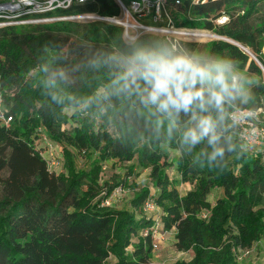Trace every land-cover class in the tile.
I'll return each instance as SVG.
<instances>
[{"label":"trees","instance_id":"trees-1","mask_svg":"<svg viewBox=\"0 0 264 264\" xmlns=\"http://www.w3.org/2000/svg\"><path fill=\"white\" fill-rule=\"evenodd\" d=\"M202 1L170 5L172 25L213 32L238 43L264 67V4ZM55 14L114 17L120 8L115 0H94ZM222 17L230 20L220 26L217 21ZM75 24L0 29V96L13 118L9 126L0 121V264H105L111 256L113 264H151L152 238L143 236L153 225L143 211L151 195L164 211V229H176L178 249L194 253L190 263L176 264H235L234 248L247 250L264 240V163L258 153L241 148L228 116L235 108L264 110L261 68L234 44H211L215 54L234 68L255 73L259 83L250 102L235 99L225 105L218 129L225 153L210 160L213 149L207 138L194 147L183 143V132L191 126L189 115L169 118L143 105L135 90H121L124 71L116 58L117 53L129 58L142 48L193 55L194 44L153 35L127 44L124 29L117 25L87 21L78 24L83 28L79 32L72 30ZM81 106L90 116L75 118L79 127L63 132L70 119L65 111ZM211 114L217 116L215 111ZM110 128L119 137L114 138ZM38 130L62 145L65 175L52 174L36 149ZM166 149L180 152L175 163L168 161ZM82 153L91 162L86 170L78 166ZM136 157L139 165L151 170L155 188L153 194L144 188L134 197L139 219L129 210L103 205L116 185L102 195L99 184L105 164ZM173 164L180 182L164 172ZM179 183L193 189L182 195ZM217 189L223 196L212 204L208 197ZM203 213L209 214L207 219ZM131 246L134 251L129 253Z\"/></svg>","mask_w":264,"mask_h":264},{"label":"rangeland","instance_id":"rangeland-1","mask_svg":"<svg viewBox=\"0 0 264 264\" xmlns=\"http://www.w3.org/2000/svg\"><path fill=\"white\" fill-rule=\"evenodd\" d=\"M261 3L264 4L263 2ZM170 7L171 6L167 8ZM171 10H177V9H171ZM78 16H81V18L72 21L75 22L76 24L72 25L71 28L72 30L81 32L83 28L81 26H78V24L82 25V23H85L87 21H93V19L91 20L90 17H94V15L82 14ZM86 16H90V17H86ZM257 17L258 18H255L254 21L258 23L260 19V15H258ZM229 20H230L229 17H222L220 18V21H218L217 24L222 26L223 24H227ZM165 22L167 21L165 20L163 23ZM185 29L196 32L198 36L197 34L177 35L178 37L176 36V39H178V41L182 40L181 42L194 44L195 46V53L193 54L194 56H197L203 60H210V61H215L222 58L220 55L215 54V52L213 51V46L211 44L214 42L227 41L228 39L220 37L213 32H209L201 29L184 28V30ZM177 32H181V31L179 30ZM203 33L207 34L208 38H202V36L200 35H204ZM214 36H216L217 38ZM172 38H167V39L172 40ZM74 39L75 37H73L72 40ZM124 40L127 44L133 43L132 40L125 38V35H124ZM242 51L247 53L243 49ZM262 55L264 56V47L262 49ZM116 58L124 71L125 61L128 59V57H126L123 54L117 53ZM250 59L254 60L252 56H250ZM232 78L235 79V85L236 88L238 89V91L234 93L236 96V101L238 103H245V104L250 102L253 98V88L255 85L259 83L258 77L253 72H248L245 69L242 70L231 66V72L229 73L230 82L232 81ZM1 111H6V109H4L3 107V104L1 107ZM65 113L70 118L69 123L62 126V131L65 133H71L75 128H77V126L79 127V124L76 122L75 118L77 117L86 118L90 116V114L86 110V106H81L79 108H70L67 109ZM109 132L114 138L119 137V135L113 128H110ZM36 137L38 140H36L35 146L36 149L42 153V156L48 159V162L52 161L53 159L60 161V165L58 166L49 165L50 172L56 176L65 175L67 171L65 168V158L63 154L62 145L60 143H57L54 139L50 138L48 134L44 132V130L42 131L38 130L36 133ZM237 141L239 142L238 139ZM239 144L241 145V148L245 152H251V149L245 148L241 142H239ZM252 152L255 154L258 153L259 158H261V161L264 163V150H258V151L255 150V152L252 150ZM166 154L168 156V161L171 163L172 162L175 163L177 158H179L180 156L179 151L172 149H166ZM86 155L87 154L85 153L79 154L77 161H78V166L81 170L88 169L91 163L89 161V156ZM93 159L94 156L91 160ZM164 172L166 173V175L170 180H173L175 182L177 181L180 182V177L175 168V164H173L171 167L165 168ZM99 184L104 190V193L102 195H104L108 190H111V188L116 185V187L112 188L111 195L107 198L110 199V203H111V205L108 206L109 208L113 210H124V209L129 210L130 212H134L137 219L141 218V216L139 212L133 208L132 201L134 197L136 195H139L144 188L148 189L152 194L155 192V188L153 187V180L151 178V170L143 168L141 165H139V161L137 157L131 162H125V163L110 162L108 164H105L103 171L100 174ZM192 189L193 186L189 183L186 184L179 183V191L182 195H185L187 192L191 191ZM222 196H223L222 191L217 189L212 191V193L208 197V200L209 202L214 204L216 200L218 198H221ZM159 212L161 216L164 217V211L161 208H159ZM158 243L159 244L157 249H154L152 245V253L150 258L151 264H176L178 262L190 263L194 258L193 251H183L178 249L177 239H176V229L166 230L162 225V228L159 231ZM133 244L137 245L138 240L134 239ZM133 251H134V247L131 246L128 249V252L131 253ZM233 255H234L235 264H264V240L258 241L253 245V247H251L248 250H240L238 248H234ZM114 262H115V257L111 256L105 264H113Z\"/></svg>","mask_w":264,"mask_h":264},{"label":"clouds","instance_id":"clouds-1","mask_svg":"<svg viewBox=\"0 0 264 264\" xmlns=\"http://www.w3.org/2000/svg\"><path fill=\"white\" fill-rule=\"evenodd\" d=\"M124 69L122 91L135 90L143 105L169 118L189 115L191 126L183 132V143L194 147L207 138L213 149L209 159L224 156L218 129L225 105L238 91L235 79L230 82L231 64L226 59L210 61L186 52L142 48L125 61Z\"/></svg>","mask_w":264,"mask_h":264},{"label":"built area","instance_id":"built-area-1","mask_svg":"<svg viewBox=\"0 0 264 264\" xmlns=\"http://www.w3.org/2000/svg\"><path fill=\"white\" fill-rule=\"evenodd\" d=\"M93 1L94 0H0V29L78 20L81 16H62L55 14V12L67 10L73 5L89 4ZM115 1L120 8L119 16L86 17L98 18L101 21L122 27L124 29L125 38L133 42L143 35L176 38L177 35L197 34L192 30L176 29L171 23L167 7L170 5L174 7L181 6L183 4L182 0ZM199 1L201 0H193V3H199ZM259 1L264 3V0ZM202 2L205 1L203 0ZM165 20L167 22L163 23ZM179 30L181 32H177ZM2 104L3 99L0 96V121L6 126H9L13 118L7 115V111H1ZM228 118L235 137L245 148L256 151L264 150L263 109L252 110L249 108H235L230 112ZM46 160L48 162V159ZM48 165L58 166L60 165V161L53 159L48 162ZM103 205L110 206V199H106ZM159 208L160 207L156 204L152 195L146 200L143 208L144 214L153 222L152 227L146 230L143 236H151L154 249L158 248L159 231L163 225V216H161ZM201 217L207 219L208 213H203Z\"/></svg>","mask_w":264,"mask_h":264},{"label":"water","instance_id":"water-1","mask_svg":"<svg viewBox=\"0 0 264 264\" xmlns=\"http://www.w3.org/2000/svg\"><path fill=\"white\" fill-rule=\"evenodd\" d=\"M91 20L93 19V20H99L98 18H90ZM229 43H231V44H234L235 46H237V47H239L241 50L243 49V47L240 45V44H238V43H235V42H232V41H229V40H227ZM244 50V49H243ZM249 54V53H248ZM250 55V54H249ZM251 56V55H250ZM254 61L258 64V66L261 68V70H262V72H263V74H264V67H263V65L261 64V62L255 57L254 58Z\"/></svg>","mask_w":264,"mask_h":264},{"label":"bare ground","instance_id":"bare-ground-1","mask_svg":"<svg viewBox=\"0 0 264 264\" xmlns=\"http://www.w3.org/2000/svg\"><path fill=\"white\" fill-rule=\"evenodd\" d=\"M204 34V33H203ZM197 36H198V34H197ZM200 36H202V38H208V36H207V34H204V35H200ZM213 37V36H212ZM214 37H216V36H214ZM217 38V37H216ZM243 47V46H242ZM243 49L247 52V53H249L251 56H252V58L254 59L255 58V56L248 50V49H246V48H244L243 47Z\"/></svg>","mask_w":264,"mask_h":264}]
</instances>
